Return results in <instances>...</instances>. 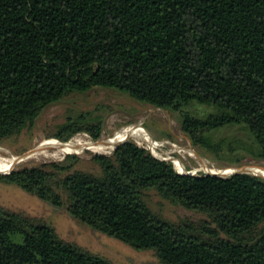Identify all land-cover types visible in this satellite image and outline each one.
Listing matches in <instances>:
<instances>
[{"label":"trees","instance_id":"trees-1","mask_svg":"<svg viewBox=\"0 0 264 264\" xmlns=\"http://www.w3.org/2000/svg\"><path fill=\"white\" fill-rule=\"evenodd\" d=\"M94 87L170 110L194 144L227 150L229 165L264 161V0H0V142ZM80 131L97 140L101 119L81 114L53 137ZM79 160L12 169L0 182L162 264H264L263 177L179 173L132 140L92 156L99 175L74 169ZM151 189L204 217L163 218L147 205ZM0 264L110 263L0 208Z\"/></svg>","mask_w":264,"mask_h":264},{"label":"rangeland","instance_id":"rangeland-1","mask_svg":"<svg viewBox=\"0 0 264 264\" xmlns=\"http://www.w3.org/2000/svg\"><path fill=\"white\" fill-rule=\"evenodd\" d=\"M196 108H202V106L197 105ZM81 114L101 119L100 137L92 140L86 132L80 131L68 142L101 143L113 138L123 129L137 125L157 144L150 146L139 142L133 136H128L125 140H132L137 145L146 148L156 158L172 162L177 171L179 170L173 162L174 159H178L183 168L189 169L187 171L192 173H210L209 170L220 172L227 168L235 170L248 166L264 169V161L250 159L238 165H229L226 162L229 159L227 150L216 156L194 144L181 130L177 116L170 110L141 103L114 89L98 87L83 93L69 94L59 102L48 105L31 126L0 142V154L4 158L22 157L21 161L16 163L17 165L11 166V170L61 161L67 154H75L80 160L74 169L99 175L100 168L92 160V156L94 154L109 155L116 144L100 150L83 148L79 152L71 153L52 147L40 148L45 141L68 143L54 138L53 135L61 125L68 120L76 119ZM226 134L227 131L213 135V140ZM145 200L155 213L169 221L176 222L182 218L199 220L204 217L201 213L186 210L162 199L153 189L145 192ZM0 208L46 223L63 241L73 243L85 251L100 256L110 264H162L153 251L135 249L116 238L95 231L73 219L63 207L53 206L13 184L0 182ZM14 239L20 240L19 237H14Z\"/></svg>","mask_w":264,"mask_h":264},{"label":"bare ground","instance_id":"bare-ground-1","mask_svg":"<svg viewBox=\"0 0 264 264\" xmlns=\"http://www.w3.org/2000/svg\"><path fill=\"white\" fill-rule=\"evenodd\" d=\"M128 136H133L135 137L139 142H144L149 144L150 146H154L157 143L152 141L151 137H148L146 133L140 130V128L136 126L130 127L123 129L122 131L118 132L115 134V136L111 139H107L106 141H103L101 143H91V142H68V143H58V142H50V141H45L40 148H55L59 151L66 152V153H71V152H79L83 148H87L90 150H100L102 148H108L113 145H118L121 144ZM156 143V144H155ZM39 149V148H38ZM17 157H11V158H4L0 154V171H5L7 168H9L8 171L5 172H0V173H7L11 171V168L16 164ZM21 159L17 161L19 163ZM25 161V160H24ZM23 162V161H22ZM173 162L176 165V159L173 160ZM17 165V164H16ZM12 166V167H11ZM185 169H183L184 171ZM247 172H250L252 174L264 177V169L262 168H256L254 166H249L248 168L245 169ZM183 171H178V172H183ZM210 173L217 172L219 174H229L230 172L233 171V168H227L224 171H215V170H209Z\"/></svg>","mask_w":264,"mask_h":264},{"label":"water","instance_id":"water-1","mask_svg":"<svg viewBox=\"0 0 264 264\" xmlns=\"http://www.w3.org/2000/svg\"><path fill=\"white\" fill-rule=\"evenodd\" d=\"M126 140H124L123 142H125ZM68 142V141H67ZM122 142V143H123ZM117 146V145H116ZM115 146V147H116ZM18 159H17V161L19 160V159H21L22 157H17ZM165 160V159H164ZM17 161H16V163H17ZM249 167V166H248ZM248 167H242V168H240V169H235V170H233L232 172H230L229 174H226V175H223V174H219V173H217V172H213V173H204V174H211V175H214V176H220V177H226V176H231V175H234V174H237V173H248V174H252V173H250V172H247L245 169L246 168H248ZM224 171V170H223ZM222 172V171H221ZM8 173H10V172H8ZM8 173H4L3 175H5V174H8ZM179 173H184V174H190V175H195V174H198V173H192V172H189V171H187V170H184L183 172H179ZM0 174H2V173H0ZM253 175H255V174H253ZM258 176V175H257ZM264 178V177H263Z\"/></svg>","mask_w":264,"mask_h":264},{"label":"built area","instance_id":"built-area-1","mask_svg":"<svg viewBox=\"0 0 264 264\" xmlns=\"http://www.w3.org/2000/svg\"><path fill=\"white\" fill-rule=\"evenodd\" d=\"M162 160H164V159H162Z\"/></svg>","mask_w":264,"mask_h":264}]
</instances>
